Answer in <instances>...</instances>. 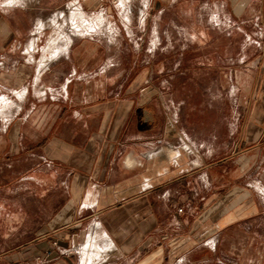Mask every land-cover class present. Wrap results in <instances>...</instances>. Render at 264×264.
<instances>
[{
	"label": "crops",
	"instance_id": "1",
	"mask_svg": "<svg viewBox=\"0 0 264 264\" xmlns=\"http://www.w3.org/2000/svg\"><path fill=\"white\" fill-rule=\"evenodd\" d=\"M110 1L91 3L101 8ZM140 2L146 4L136 43L76 38L46 65L32 50L34 31L15 29L14 9H0V160L17 171V181H32L35 188L28 191L39 204V213L28 218L40 228L27 234L31 245L16 262L79 264L80 253L82 264V247L98 226L95 244L103 236L123 264H218L209 244L222 246L224 231L212 233L221 217L205 213L231 187L241 190L236 205L253 195L243 188L244 171L235 167L264 145V0ZM172 8L200 18L203 34L245 39L210 45V37L209 45H176L174 56L165 57L156 19ZM127 17L129 36L135 15ZM244 63L249 69L235 70L239 88L232 101L223 86L216 102L205 100L211 95L201 85L206 77L215 73L225 81L221 71ZM167 78L176 85L164 87ZM191 83L195 88H188ZM168 90L200 98L183 100L185 124L165 103ZM185 125L203 129L206 144L190 138ZM19 164L26 172L18 173ZM254 205L246 201L242 208ZM226 235L234 264H257V239L248 244ZM53 241L61 252L47 256Z\"/></svg>",
	"mask_w": 264,
	"mask_h": 264
},
{
	"label": "rangeland",
	"instance_id": "2",
	"mask_svg": "<svg viewBox=\"0 0 264 264\" xmlns=\"http://www.w3.org/2000/svg\"><path fill=\"white\" fill-rule=\"evenodd\" d=\"M74 1L75 0H0V9H14L10 17V22L15 29L21 32L34 31L31 37L33 42L32 50L35 53L36 59L39 60V63L42 65H46L50 61L53 62L63 56L65 53L53 57L56 51L65 44V41H72L76 38L100 40L105 43L115 42V45H119L118 43H122L123 45L126 43L129 44L130 39L133 41V44L138 41L139 29L142 25L140 15L146 4L144 3L145 0L143 2L144 5L141 4V0L131 3L130 9L132 10L128 15H135V21L133 23V34L129 36L126 35L127 23L123 18L124 16L120 15L119 9L115 7L114 0H111L109 4L101 8H96L94 3H91L92 0H82L80 3L82 6V15L74 11ZM125 2L128 5V0H125ZM14 5H20V7L14 8ZM10 6L13 8H10ZM110 7L113 10L112 14H101ZM44 13L45 17L42 16ZM47 13H49V17ZM130 20L131 18L129 19L127 17V21L129 22ZM199 20L200 18H193L186 9L179 10L178 8L166 10L160 19H156L160 26L165 57L174 56L176 45H209L210 37L214 39L210 45H238L239 42L245 39L244 36L241 37L239 35H234L232 38H229L218 33V31L213 34L211 33V35L203 34V24L201 22L199 23ZM1 22L2 19L0 18V23ZM34 22H38V24L34 25ZM153 24L154 22L152 25ZM146 25L148 26L149 22ZM0 27L2 26L0 25ZM76 29L80 31L77 32ZM150 31L151 30H149L148 33V39L152 36ZM171 47L175 48V50L172 51ZM1 55L0 53V56ZM247 69H249V67L246 66V63L239 64L238 67L228 66L227 69L221 71L227 75L225 81H219L218 74L214 73V75H212L213 73H211V77H206L208 80L201 83L205 89H209L211 92L210 97H206L205 100L211 104L216 102L219 99L217 96L218 90H222L223 86L228 96V102L232 101L230 95L239 88V84L236 83L235 80V70L245 72ZM163 85L164 87L171 88V85H176V82L172 83L170 79L167 78V80L163 82ZM188 88H195L194 83H191ZM169 91L170 90L167 91L169 95L166 96L164 101L167 105L171 104L173 109H175L179 125H181V123L185 124V105L183 100H185L186 103H193L199 101L200 98L197 96H190L187 99H183L172 96ZM1 97L2 94L0 93V101L2 100ZM3 106L4 105H2V108ZM184 127L188 129L187 133L190 135V138L206 144L207 136L203 129L191 125H185ZM19 165L20 168L18 173L22 174L26 172V165H24V167H21L22 164ZM235 168L244 171L245 176L242 182L246 184V187L243 188L246 190L250 189L253 195L248 196L247 199L246 197L243 198V200H241V205H236L234 203L236 200L235 198L240 196L239 193L241 190L238 189V193H234L235 190L231 187L227 190L226 198H224L226 194H223L215 200V203L220 202L221 204H217L213 207L214 209L205 213L204 218L211 215L215 218L221 217V219L217 220L216 224L212 226V233H218L219 231L224 232L222 234L221 247H219L217 242L209 244V246L216 253L215 261L218 264H234L232 256L227 252L228 247L231 245V241H228L226 238V232L229 233V238L236 240L235 242L240 240L241 242L244 241L249 244V241L255 238V240H258V243L254 248L259 251V256L258 259L253 260H258L257 264H260V262L264 264V145L261 147L259 154L249 153ZM16 174L17 171H14L12 174L10 163L5 161L0 162V264H19L22 262V264H27L28 261L25 259L23 261L20 259L19 262H16L18 260L17 257L23 255L25 250L31 245V242L28 240V235H32L33 231L40 228V224L36 219L28 218V213H39L37 199L28 191L33 190L35 187L30 180L19 179V181H17L18 179L15 177ZM246 201L255 203L253 210H250V208H246V210L244 207L242 208ZM245 215L249 218H244ZM242 217L245 219L241 220L242 223L238 225L232 224L236 219ZM226 223L231 227L228 228V226H225ZM233 234L234 236L232 237ZM100 238V241H97L98 245L94 243L96 246V248H94V251L96 250L94 253L95 258L89 264H123L122 260L114 253V247L110 243L105 251L104 244H106V241L103 236ZM77 255L80 257L81 263V254L79 253ZM262 256L263 258H261ZM142 262L143 261H138V263H136L135 260H132L131 264H141Z\"/></svg>",
	"mask_w": 264,
	"mask_h": 264
},
{
	"label": "built area",
	"instance_id": "3",
	"mask_svg": "<svg viewBox=\"0 0 264 264\" xmlns=\"http://www.w3.org/2000/svg\"><path fill=\"white\" fill-rule=\"evenodd\" d=\"M82 0H75L73 3V7H74V11H76L79 15L82 11V6L80 5ZM84 1V0H83ZM99 2L103 3L106 0H98ZM114 5L115 7H117L120 11V15L124 16L123 18L125 19V22L127 23V16L128 14L131 12L132 9H130V6H128L125 2V0H114ZM80 12V13H79ZM102 15H104L105 13L102 12ZM182 209H179V212H182ZM53 249L51 251L47 252V256H50L52 254L53 251H59L61 252L60 248H59V243L58 241H53L52 243ZM64 253V252H63ZM45 263V261L43 260V264ZM27 264H36V263H27Z\"/></svg>",
	"mask_w": 264,
	"mask_h": 264
},
{
	"label": "bare ground",
	"instance_id": "4",
	"mask_svg": "<svg viewBox=\"0 0 264 264\" xmlns=\"http://www.w3.org/2000/svg\"><path fill=\"white\" fill-rule=\"evenodd\" d=\"M80 13V12H79ZM77 15V14H75ZM80 15H82V13H80ZM76 31H80L79 29H76ZM55 49V48H54ZM60 53V52H59ZM98 226H95L91 232V234L88 237V242L86 245L83 246V249L81 250L83 257V262L82 264H89L91 261H93V259L95 258V251L94 248H96L95 246V240L94 237L96 235V230H97ZM97 243V242H96ZM106 243H109V241L106 239ZM98 253V252H97Z\"/></svg>",
	"mask_w": 264,
	"mask_h": 264
}]
</instances>
